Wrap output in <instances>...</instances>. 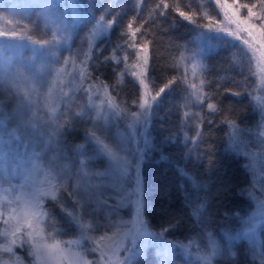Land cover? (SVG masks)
<instances>
[{"label": "snow or ice", "instance_id": "obj_1", "mask_svg": "<svg viewBox=\"0 0 264 264\" xmlns=\"http://www.w3.org/2000/svg\"><path fill=\"white\" fill-rule=\"evenodd\" d=\"M61 3L62 0H42L40 4L41 15L52 25V39L27 38L33 46H40L39 49L33 47V51H39L45 58L41 69L47 67L49 73L54 71L51 81L40 77L39 71L29 77L18 70L10 80L0 78V90L6 88L18 101L11 112H5L4 101L0 100V192L4 194L0 196V264H135L148 245L158 249L156 255L162 257L158 264H175L172 259L175 249L182 250L185 257L195 256L197 264H217V261L264 264V239L258 233V227L264 224V131L241 129L226 115L228 109L218 96L220 89L204 91L212 87V82L207 80L206 67L195 57L186 56L181 46H176V55L171 56L167 65L180 69V74L166 78L162 85L156 84L149 75L157 65L150 56L152 41L148 39L149 35H154L149 29L157 18L166 21L174 10L195 28L219 33L217 39L237 50L232 58L239 63L237 55L245 57L248 71L254 73L257 52L264 48V0H214L213 13L223 14V20L214 21L217 25L214 29L211 24L197 23L193 19L196 12L182 11L167 0H158L144 17L142 0H137L136 15L125 27L119 28V38L110 54L94 57V51H101L96 41L108 36L114 26L118 27L119 18L125 12L123 7L109 0L101 15L91 21L92 27L82 41L84 47L77 50L75 56L64 59L63 67L53 69L47 58L66 45L74 27L86 19L79 0H68L65 14L57 16L55 9ZM93 7L90 2L89 15ZM137 17L142 22L134 28ZM202 18L211 20L209 11L203 10ZM3 35L0 32V36ZM110 62L114 63L111 82L103 78V69ZM69 65L75 75L66 71ZM126 73L139 86V95L131 101L120 95V84ZM189 75L197 78L199 84L190 82ZM178 81L185 85L180 124L176 132L154 142L149 133L155 114L153 106L158 109L163 104L162 95L171 94ZM37 84L47 88L43 104L47 121L33 110L37 107L33 97L40 95ZM261 90L264 91V75ZM225 91L233 96L241 95ZM258 100L264 117V97ZM131 105H135L136 110ZM193 107L198 110L191 111ZM215 116L221 117L220 124L228 130L229 148L236 152L237 163L250 176L249 183L238 190V195L252 201L254 210L240 218L239 231L233 232L222 225L217 235L207 227V185L202 178L177 166L178 175L192 189L191 192L184 189V207L188 217L200 228L185 241L168 240L165 234L175 230L178 218L173 217L159 231L151 230L144 218L141 165L150 151H158L162 160L168 159L164 149L179 142L184 147L182 159L206 161L208 170H215L217 162L212 159L211 146L207 152L201 151L206 143L203 125H213ZM121 125L125 130H120ZM259 127L264 128V119ZM77 130H82L83 143H68L67 136ZM246 132L259 138L255 150L244 139ZM97 160L106 161L107 167L103 170L93 167ZM17 176L22 182L14 183ZM130 177L134 180L131 190L125 187ZM200 192L205 196H200ZM109 200L115 203L109 204ZM54 208H59L67 224L75 228L76 238L61 239L65 233ZM122 208L131 209L130 220L120 217ZM233 215L240 217V213ZM224 220H229L227 213ZM241 240L248 244L243 252L235 248Z\"/></svg>", "mask_w": 264, "mask_h": 264}, {"label": "trees", "instance_id": "obj_2", "mask_svg": "<svg viewBox=\"0 0 264 264\" xmlns=\"http://www.w3.org/2000/svg\"><path fill=\"white\" fill-rule=\"evenodd\" d=\"M250 1L242 0V2ZM90 2L95 5L91 8V15L88 14ZM108 2L109 0H79V3L84 6L82 15L86 19L82 20L71 31L73 40L77 39L82 32L88 34L92 27L91 21L101 15L104 6ZM157 2L158 0H142V15L147 17L148 10L154 8ZM167 2L173 6L178 5L180 10L188 11L190 14L196 12L197 14L193 19L199 24H204L206 20L202 18L203 10L209 11L210 17L221 16L213 13L214 0H167ZM67 3L68 0H62L60 4L62 15L65 14ZM112 3L123 7L125 12L119 18L121 21L119 26H114L108 36H101L96 41L97 47L101 51H94V57L100 56L102 58L109 55L113 45L119 38V28L125 27L126 22L136 15L134 6L137 0H112ZM4 4H6L4 0H0V6ZM10 11L7 9V12ZM0 13L5 14L2 10ZM12 13L15 18H7V20L11 21L13 26L5 22L6 26L0 29V32L4 33L3 36H0L3 41L0 42V78L5 81L12 79L18 70L26 76H33L34 69L38 65L37 62L41 58V53L39 51L34 53L33 47L39 49L40 46H33L28 41V37L41 41L52 39L48 28L41 27V18L31 16L20 18L16 13ZM141 22L140 18L137 17L134 28L139 27ZM145 27L148 28L149 26L145 25ZM149 30L154 34L148 36V39L152 41L149 45V53L157 65L156 70H150L149 75L154 77L156 84L162 85L166 78L180 74V69L174 70L167 66L171 56H174L176 46L187 43L198 29L190 22L184 21L173 10L166 21L163 18H157L156 24L151 25ZM141 31H144V28ZM13 32L16 33V36H12ZM18 44L22 46L16 47ZM117 55L121 54L117 53ZM156 57H158V60L155 59ZM151 63L152 61H150V65ZM77 65L79 66V62ZM113 67L114 63L110 62L108 67L103 69V78L110 82L112 81ZM205 67L207 69V80L212 82L211 89L205 88V91L220 89L218 96L224 107L228 109L226 115L235 120L237 124L256 121V109L248 86L249 75L235 65L231 55L224 49L214 50L206 56ZM37 87L40 95L33 97L37 105L33 109L34 111L36 109L40 110L38 99L43 92V88L39 84H37ZM120 89L121 98L128 101L139 95L138 83L127 73L122 78ZM173 89L174 91L171 94H165L166 98L165 95H162L163 104L158 109L155 108V105L153 106L155 114L152 118L149 133L154 138V142H158L164 136L176 132L180 124V109L184 103L185 85L180 84L178 81L177 84L173 85ZM225 90L239 92L241 95L233 96ZM0 100L4 101L5 112H11L18 102L16 98L7 92L6 88L0 90ZM204 114L207 115L206 109ZM213 119V125L209 126L207 123L203 125L206 143L202 146L201 151L207 152L208 147L211 146L212 159L217 162L215 170L209 171L206 161L197 162L192 159H182L184 147L179 142L164 149V155L168 158L166 160L161 159L158 151H150L145 155L140 175L146 205L144 218L149 222L152 231H159L160 227L166 226L173 217L178 218L177 226L174 231L166 234H175L177 231H185L194 226L193 221L187 215V209L184 207V196L181 187V185L184 186V182L176 171L177 166L202 178L207 185L206 199L209 205L207 210L214 224L223 225L224 227L238 225L240 224V218L245 216L250 203L249 200L238 195V190L248 183L250 176L242 169L241 164L237 163V155L228 149L229 145L226 139L228 130L220 124L221 117L215 116ZM69 140L75 144L81 143L83 140L82 130L70 133ZM132 184L134 187L133 179ZM200 195L205 196V193L200 192ZM54 211L58 219L63 217V215H58L59 208H54ZM225 213L229 216L228 221L224 220ZM233 213H240V217L234 216ZM239 245L243 247L244 243L241 242ZM243 249L244 247L240 250ZM136 264H158V262L152 257H144ZM217 264H221V262L217 261Z\"/></svg>", "mask_w": 264, "mask_h": 264}, {"label": "rangeland", "instance_id": "obj_3", "mask_svg": "<svg viewBox=\"0 0 264 264\" xmlns=\"http://www.w3.org/2000/svg\"><path fill=\"white\" fill-rule=\"evenodd\" d=\"M250 2H255V0H251ZM4 6L3 8L7 7L6 9L1 8L2 6H0V12L1 10L5 12V14L0 13V29L3 26H6V23L13 26L12 23H9V20H7V18L9 19H14L15 17L13 16V13H16L20 18L23 17H27V16H31V17H39L41 18V27H46L48 28L49 33L52 35V25L45 20V18L41 15L42 13V8L40 7V4L42 3V0H4ZM7 9H9L10 12H7ZM61 9H60V5L55 9V13L57 16H61ZM222 17L223 15L220 14ZM221 16L218 17H211V20L206 19L204 24H211L212 28H216L217 25L214 23V21L216 20H223V18ZM6 22V23H5ZM222 26V25H221ZM204 33V35H201V33ZM87 35V33H83L80 34V36H78L77 39L73 40V35H71V39L68 41V43L66 45H62L60 48H58L56 50V53L54 56L48 57V61L51 62L50 63V67L51 68H60L63 67V61L64 59L68 58L69 56H75L77 53V50L81 49L82 47H84V45L82 44V41L84 39V37ZM219 35V33H217L216 31H212L209 30L208 28H201L198 29L196 31L195 34H193L190 39L188 40L187 43L183 44V45H179L181 46L180 50L184 52V54L188 57H195L196 61H199L200 64H202L203 66H205V58L206 56L217 49H224L226 50L231 57H233V54L237 52V50L233 47H230L228 44L224 43L222 40L217 39L216 37ZM0 42H3L0 38ZM6 51V50H4ZM177 52V47L175 48L174 51V55H176ZM257 57L258 60L254 61L253 63V68H254V73H250L247 69V63H246V58L245 57H239L237 55V60H239V63L236 62V60H234L235 65L246 71L247 75H249V81H248V86H249V90L250 93L252 95L253 101H254V105H255V113L257 116L256 121H254L253 123H246V124H238L239 127L241 129H252L253 132H260V131H264V128L259 127L262 119H264V117H262L260 111H259V107H258V103L259 100L258 98L260 97H264V91L261 90V76L264 75V48H260V50L257 52ZM79 57H77V63L79 62ZM58 60L59 63H55L54 61ZM38 65L37 67L34 69V72L39 71L40 73V77H42L44 80L46 81H51V79L54 77L55 73L54 71H52L51 73H49V71L47 70V67L44 69H41V65L45 63V58L41 56V58L38 60ZM187 63V62H185ZM188 67L190 69L191 65L188 64ZM67 72L72 73V75H75L74 70L72 69L71 65H69L66 69ZM33 75V74H32ZM71 77H69L70 79ZM189 81L190 82H194L199 84V80L197 78L192 77L191 75H189ZM43 88V92L41 94V97L38 99L39 101V109H36L35 111H37L38 115L40 116H44V120L47 121V116L45 115V109L43 107L44 104V93L47 91L46 87H42ZM65 90H67V88H65ZM205 91V89H204ZM79 96V94H77ZM81 99L83 100V98L81 97ZM62 107V106H61ZM131 107L133 108V110H136L135 105H131ZM188 110V109H186ZM191 111H197V108H191ZM47 125L45 124L44 127H46ZM120 130H125L124 126L121 125V129ZM189 135H192V131L189 130ZM244 139L246 140V142L248 143L250 148H253L255 150L256 147L259 146V138L257 136L252 135L251 133H245ZM67 141L70 144H75L73 141L69 140V135L67 136ZM83 143V140L82 142ZM230 152H232L233 154L236 155V152L233 151L232 149L228 148ZM93 167L95 168H99L101 170H103L104 168L107 167V162L106 161H102V160H97L95 162V164L93 165ZM39 179V178H38ZM256 179L259 180V175H256ZM22 182L21 181V177L17 176V179L14 181V183H19ZM184 182V186L182 188V195L184 196V189H188L189 192L192 191L190 185L187 183V181L183 180ZM249 183V181H248ZM247 183V184H248ZM262 183H264V181H262ZM246 184V185H247ZM5 187H7V185H4ZM259 186V185H258ZM125 187L128 188L129 190H131L133 188V184H132V178L130 177L126 183H125ZM109 192L111 193V190L109 189ZM4 194L2 192H0V196H3ZM200 195V193H199ZM201 196V195H200ZM9 198H11V195H9ZM115 203V200H109V204H113ZM250 206L246 212L245 215L247 214H251V212L254 210L253 208V202L249 201ZM58 215H63L60 212L59 209V213ZM120 217H122L124 220H130L132 218L131 215V209L130 208H122L120 210ZM58 219V218H57ZM115 219V217H114ZM60 221V227L61 229L64 231L65 235L61 237V239H74L76 238L75 236V228L74 227H70L66 220L64 219V217H61L58 219ZM207 227L210 230H213L214 232L217 233L218 235V229L222 226V225H216L212 222L211 218H210V214L207 210ZM200 225L194 223V226L188 230L185 231H177L175 234H165V238L168 240H172V241H185V238L190 236L191 234L199 231ZM226 228H230L233 232L239 231L240 230V224L238 225H234V226H227ZM258 233L260 235V237L262 239H264V224L260 225L258 227ZM111 234V233H109ZM203 240H201V243L203 244ZM243 242L244 243V249L241 251L240 249L243 248L241 247L239 244ZM248 244L247 241L241 240L240 242H238L235 245V248L238 251L243 252L245 249H247ZM157 248L155 245H148L144 248V253L142 256L137 257L135 264L141 260L144 257H152L154 259H156V261L158 262L159 259H162V257H157L156 252H157ZM92 256H89V259H92ZM172 259L175 261V264H197V261L195 259V256H189V257H185L184 253L182 250L180 249H175L172 255Z\"/></svg>", "mask_w": 264, "mask_h": 264}]
</instances>
